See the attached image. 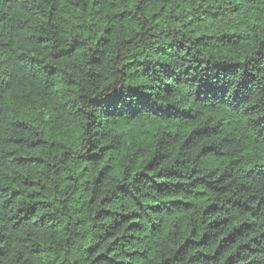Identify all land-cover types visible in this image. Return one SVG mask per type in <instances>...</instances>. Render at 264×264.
Wrapping results in <instances>:
<instances>
[{"label":"trees","instance_id":"1","mask_svg":"<svg viewBox=\"0 0 264 264\" xmlns=\"http://www.w3.org/2000/svg\"><path fill=\"white\" fill-rule=\"evenodd\" d=\"M0 264H264V0H0Z\"/></svg>","mask_w":264,"mask_h":264}]
</instances>
